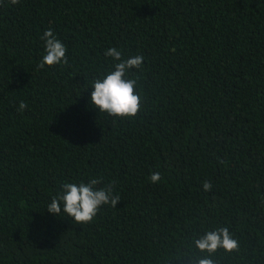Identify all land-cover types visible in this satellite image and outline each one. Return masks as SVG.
Instances as JSON below:
<instances>
[{"label": "trees", "instance_id": "trees-1", "mask_svg": "<svg viewBox=\"0 0 264 264\" xmlns=\"http://www.w3.org/2000/svg\"><path fill=\"white\" fill-rule=\"evenodd\" d=\"M49 28L68 64L37 70ZM111 47L144 57L132 119L91 105ZM98 177L91 224L47 211ZM221 227L214 264H264V0H0V264H197Z\"/></svg>", "mask_w": 264, "mask_h": 264}, {"label": "clouds", "instance_id": "clouds-1", "mask_svg": "<svg viewBox=\"0 0 264 264\" xmlns=\"http://www.w3.org/2000/svg\"><path fill=\"white\" fill-rule=\"evenodd\" d=\"M16 5L19 0H9ZM44 52L42 59L37 64V70L45 66L57 64L67 65V49L57 39L52 29L43 33ZM115 62L112 69L102 78H96L92 82L91 105L105 113L108 117L119 120L132 119L141 109V95L136 92L138 77H131L133 69L142 70L144 57L135 55L130 58H122V52L115 47L107 49L104 53ZM28 105L19 103L18 111L23 112ZM163 180L160 171L152 172L149 176L151 184L158 185ZM102 183V178H90L87 182H68L63 184L62 191L51 198L47 205V211L52 215H67L73 218L76 224H91L96 218L102 206L115 208L121 200L120 195L114 194V184L108 183L103 187H97ZM211 181H202V189L205 192L212 190ZM195 247L207 256L199 259L197 264H214L210 258L219 248L227 252L238 249V242L232 238L227 227H221L215 231H207L203 236L194 241Z\"/></svg>", "mask_w": 264, "mask_h": 264}]
</instances>
